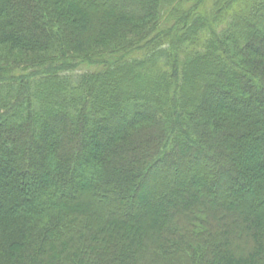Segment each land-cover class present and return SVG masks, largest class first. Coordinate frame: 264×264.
<instances>
[{"label":"trees","instance_id":"1","mask_svg":"<svg viewBox=\"0 0 264 264\" xmlns=\"http://www.w3.org/2000/svg\"><path fill=\"white\" fill-rule=\"evenodd\" d=\"M0 264H264V0H0Z\"/></svg>","mask_w":264,"mask_h":264}]
</instances>
